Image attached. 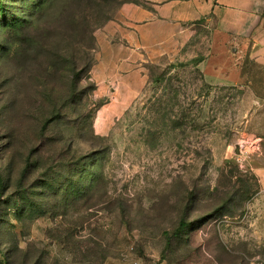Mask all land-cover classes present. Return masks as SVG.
I'll list each match as a JSON object with an SVG mask.
<instances>
[{"label": "rangeland", "instance_id": "obj_1", "mask_svg": "<svg viewBox=\"0 0 264 264\" xmlns=\"http://www.w3.org/2000/svg\"><path fill=\"white\" fill-rule=\"evenodd\" d=\"M128 3L147 6L0 0L1 262L264 264V63L210 21L180 59L117 74L97 33ZM87 54L96 89L72 95Z\"/></svg>", "mask_w": 264, "mask_h": 264}, {"label": "crops", "instance_id": "obj_2", "mask_svg": "<svg viewBox=\"0 0 264 264\" xmlns=\"http://www.w3.org/2000/svg\"><path fill=\"white\" fill-rule=\"evenodd\" d=\"M145 1L147 6L125 4L118 17L97 33L98 63L120 75L131 77L136 72L142 77L144 62L180 59L198 28L210 21L224 50L250 51L264 63V0Z\"/></svg>", "mask_w": 264, "mask_h": 264}, {"label": "trees", "instance_id": "obj_3", "mask_svg": "<svg viewBox=\"0 0 264 264\" xmlns=\"http://www.w3.org/2000/svg\"><path fill=\"white\" fill-rule=\"evenodd\" d=\"M24 26V22H19V20L17 19H13L11 22L8 21L6 22L5 24V27H8V28H13L15 31L14 32H17L16 30H19L20 27ZM87 59V64H85V66L83 68H78L77 65H75L73 67V78L71 80V89H70V94L72 95H76L80 86L82 85V82L88 84L90 88H87L85 87V89H89V91H94L96 89V86L94 84H92L90 82L91 80V77H90V72H91V68H92V60H90V56L89 54L86 55ZM89 58V59H88ZM161 80H156V84H160ZM49 123V121H47L44 125V129L47 127V124ZM177 127H182L183 125L181 123H177L176 124ZM193 125L194 127H198V124L197 122L194 120L193 121ZM28 164L31 163V160L28 159ZM3 183V179L1 178L0 176V189H1V185ZM1 194V193H0ZM1 197V195H0ZM1 201V199H0ZM1 204V203H0ZM190 227L189 224H183L180 231L178 232V235L181 237V238H184V236L182 235V233L184 232V229L185 231ZM0 264H3L0 260Z\"/></svg>", "mask_w": 264, "mask_h": 264}, {"label": "built area", "instance_id": "obj_4", "mask_svg": "<svg viewBox=\"0 0 264 264\" xmlns=\"http://www.w3.org/2000/svg\"><path fill=\"white\" fill-rule=\"evenodd\" d=\"M236 146L239 150L240 155H243L245 152H248L249 149H259L260 141H249L247 138L242 137L239 139Z\"/></svg>", "mask_w": 264, "mask_h": 264}, {"label": "water", "instance_id": "obj_5", "mask_svg": "<svg viewBox=\"0 0 264 264\" xmlns=\"http://www.w3.org/2000/svg\"><path fill=\"white\" fill-rule=\"evenodd\" d=\"M231 51H232V52H236L237 50H236V48H232V49H231ZM236 149H237V151H236V152H237V153H239V150H238V148H236Z\"/></svg>", "mask_w": 264, "mask_h": 264}]
</instances>
